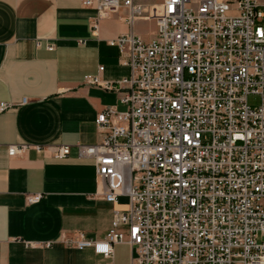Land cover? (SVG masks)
I'll list each match as a JSON object with an SVG mask.
<instances>
[{"label":"built area","instance_id":"obj_1","mask_svg":"<svg viewBox=\"0 0 264 264\" xmlns=\"http://www.w3.org/2000/svg\"><path fill=\"white\" fill-rule=\"evenodd\" d=\"M83 4L103 16L126 10L130 25L153 20L157 32L148 42L133 31L108 41L127 76L106 81L99 67L85 77L87 85L122 92L123 109L109 107L95 119L102 140L78 145V156L96 163L104 199L117 208L105 238L66 242L109 260L115 246L128 245L131 264H264V10L258 0ZM92 33L98 37V21ZM10 109L0 102V113ZM28 148L11 146L8 155ZM48 150L56 159L71 152L65 145ZM123 197L126 203L119 202Z\"/></svg>","mask_w":264,"mask_h":264},{"label":"crops","instance_id":"obj_2","mask_svg":"<svg viewBox=\"0 0 264 264\" xmlns=\"http://www.w3.org/2000/svg\"><path fill=\"white\" fill-rule=\"evenodd\" d=\"M127 15H99L83 0H0V102L11 107L0 113V264H131L128 245L115 246L109 260L66 242L102 240L117 208L104 199L96 163L80 158L78 145L102 140L99 113L123 109L121 91L87 85L85 77L99 67L106 81L128 75L108 44L131 31L138 36L145 19L130 25ZM21 144L29 148L8 155ZM61 145L70 154L53 158L48 148ZM37 194L42 199L30 203Z\"/></svg>","mask_w":264,"mask_h":264},{"label":"rangeland","instance_id":"obj_3","mask_svg":"<svg viewBox=\"0 0 264 264\" xmlns=\"http://www.w3.org/2000/svg\"><path fill=\"white\" fill-rule=\"evenodd\" d=\"M261 9L264 10V0H258ZM146 3V2H145ZM152 2H149V4H151ZM148 4V2H147ZM143 20V19H142ZM137 28L139 30L138 36L142 37L145 36L147 40H145L146 42L151 41L153 38H155L156 36V32H157V28L155 26V23L153 21H140L137 23ZM249 102L251 105H258V98L257 97H250ZM128 201V199L126 197H123L120 199L121 203H126ZM260 242L264 241V238L260 237L259 239Z\"/></svg>","mask_w":264,"mask_h":264}]
</instances>
